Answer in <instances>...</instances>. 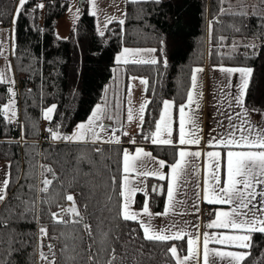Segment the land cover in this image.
<instances>
[{
	"label": "trees",
	"instance_id": "obj_1",
	"mask_svg": "<svg viewBox=\"0 0 264 264\" xmlns=\"http://www.w3.org/2000/svg\"><path fill=\"white\" fill-rule=\"evenodd\" d=\"M37 4L38 0H29L20 18L13 24L17 0H0V30H10L12 34L8 60L15 80L18 119L17 123H7L0 117V162L5 163L8 173H11L9 199L12 200L16 195L19 185H26L22 190L23 198L36 201L39 212V223L31 215L26 220L9 222V229H14L12 234L15 236L11 246L8 243L9 229H0V261L37 264L38 229L46 227L48 238H44L42 247L49 249V244L53 246L55 256L49 253L55 264H69V255L77 257L73 264H87L85 257L90 244L93 251L102 248L110 251L111 247H115L117 260L113 264H120L119 257L125 252L129 257L126 264H134L133 256L142 264H165L167 250L173 242L160 244L146 241L138 224L131 221L125 223L116 218L118 196L111 190L110 178L116 176L117 180L120 179L121 154L125 145L52 143L49 138L43 140L41 127L44 122L50 127L60 125L61 133L71 134L78 124L86 122L95 106L100 104L103 89L111 79L115 55L124 47L155 48L161 61L155 65H124L126 77H141L147 81L145 97L149 103L145 109V123L141 131L134 135L136 144L150 143L144 137L153 132L165 100L174 104L173 140H176L178 106L187 100L194 69L204 68L205 65L252 68L245 104L249 110L264 112V39L256 38L264 31V21L256 16L218 15L221 7L231 6L234 11L243 9L247 12L255 8V11L260 12L264 11V4L260 0H227L223 5L220 0H160L159 3L154 0L137 3L127 1L123 25L111 22L101 36L96 31L94 17L82 12L66 39H57L55 29L68 8V2L46 0L43 9L36 8ZM210 21H220L213 23L211 35ZM234 27L240 28V31H235ZM220 37L225 38L223 44L219 43ZM253 41L257 44L256 48L244 47ZM234 43L236 48L233 51ZM0 51H3L1 44ZM165 59L166 66L162 63ZM7 87L8 84L0 85V107L8 99ZM52 104L57 107L49 123L43 119L42 111ZM21 135L24 140L17 143ZM93 147H102L110 159H99L96 153L90 151ZM128 147L134 148L133 145ZM148 150L154 157L173 162V147L149 144ZM81 152L88 158L99 160L94 168H90L88 163L79 165L82 172L94 173L87 177L76 176L74 171L77 167L76 157ZM34 164L49 165L56 172L57 179L53 181L48 194L29 191L27 187L29 184L43 186L40 183V169L33 168ZM25 173H30L31 178L24 179ZM74 176L76 180H73ZM48 178L51 179V175ZM86 180L90 182L87 186ZM93 184L97 187L94 196L89 197V187ZM157 184L164 187L166 192V181L148 178L149 191L151 186ZM56 193L60 197L65 193L75 196L76 206L84 215V222L92 225L93 237L84 233L80 226L53 224L49 205L43 200L49 196L56 197ZM110 194L112 201L107 200ZM60 197H56L57 203L65 208L67 201ZM143 200V195L138 194V208L142 207ZM164 203L165 195L151 193V211L162 212ZM85 204L88 205L87 209L84 208ZM108 207L112 209L111 212L107 210ZM51 211L57 212L60 208L52 206ZM64 219L75 217L65 215ZM74 227L80 228L83 239L75 242L76 252L62 253L65 243L71 245L73 241H65L61 233H68ZM131 229L137 230L134 233L136 239L128 243ZM102 231L109 232V241L106 243H101ZM117 236L120 237L119 242ZM10 247L18 249L11 256L8 255ZM250 251L251 256L244 264H264V235L254 234ZM97 258L101 264H105L111 257L105 251L100 252Z\"/></svg>",
	"mask_w": 264,
	"mask_h": 264
},
{
	"label": "snow or ice",
	"instance_id": "obj_2",
	"mask_svg": "<svg viewBox=\"0 0 264 264\" xmlns=\"http://www.w3.org/2000/svg\"><path fill=\"white\" fill-rule=\"evenodd\" d=\"M132 3H137L139 0H131ZM159 3L160 0H154ZM227 0H220L221 5L226 3ZM261 4H264V0H260ZM29 0H17V7L13 14V24L20 18V15ZM91 5L90 15L97 16L98 6L97 0H89ZM43 3L36 5V8L43 9ZM35 11V9H33ZM81 9L77 8L74 14L76 19H79V13ZM71 12V8H69ZM218 15L224 16H241L249 17L256 16L264 21V11L257 12L255 8L252 12L234 11L232 7H221ZM115 17H110L107 23H111ZM214 22H209V34L212 32V25ZM121 25L124 24V20H119ZM107 24H105V27ZM264 29V25H262ZM234 30L239 32L240 28L234 27ZM14 31V30H13ZM103 35V31L100 32ZM257 39H264V31L256 37ZM225 38L220 37L219 43L223 44ZM163 45V41H161ZM233 51L236 48V44H233ZM247 48H256L257 44L253 41L247 45ZM142 51H146L150 54L157 52V49H145V50H131L125 48L121 56L116 58L117 63L123 60L124 64H158L160 60L156 58L151 59H137ZM163 54V48L160 49ZM0 56H3V52L0 51ZM6 59V58H5ZM162 63L166 66L167 60H163ZM226 77L230 78L232 75L239 73L241 84L239 88V94L233 99H228V108L232 109L233 106L240 108L242 111L228 112L225 119L228 121L227 128L224 133L218 134L217 137H211L207 142V147L220 150H212L203 153L201 150L190 151L189 146H196L199 149L202 137L198 135L201 131L197 124V117L195 112L191 109V105L194 103L199 108V104L194 97V92L197 88V73L202 72V68H196L191 76V89L187 93V102L178 106L179 113V128L178 137L173 140V118L170 110L174 107L173 102L163 101V110L159 114L158 120L154 123L155 130L150 133L149 136H145V140H150L152 145L156 146H170L175 149L173 153V162L168 163L165 160L154 157L151 152L145 151L143 147H136L134 153L129 149H122V168L120 169L121 176L117 180L116 176H112L111 190L117 193L118 199L116 202V218L123 222H134L139 225V228L143 231V239L150 242L167 244L170 241H181L186 239L187 254L180 255L177 245L173 244L168 248V253L175 259V264H244V262L251 256L250 249L253 247L254 234L264 235V188L257 190L258 186H264V124H253L251 122V113L255 112L264 119V112H260L257 109L249 110L245 104V98L249 87V81L252 76L253 69L249 67H225L219 66L218 69ZM11 72V65H8V71L0 70V85L9 84L6 92L8 99L3 107H0V117L8 123H17V111H16V92L14 91L15 80L9 73ZM132 79H136L133 77ZM142 84H147L146 80H141ZM226 88H231L232 84L229 82L224 85ZM131 91L129 90V96ZM202 95V93L200 94ZM227 98V97H226ZM148 101L142 103L139 109L134 113L131 106V100H128V107L126 113V120L131 124L134 119L137 121L138 128H142L145 123V109L148 105ZM56 105L52 104L42 111L43 119L52 122L53 114L56 111ZM117 111L113 114L102 107L97 105L95 110L86 122H82L76 126V130L71 134H63L59 131L60 125L45 129L49 134V139L52 143H75V144H114L120 145L122 143L121 137L116 135L119 128L111 127L110 124H105L104 121H112L119 124V104H117ZM189 109V113H186L185 109ZM222 115L224 113H221ZM234 120H239V124L234 123ZM223 123L222 121L220 122ZM186 125L188 131L186 132ZM111 132L105 138V134ZM122 136H129L128 131L121 132ZM24 137L21 135L20 141L23 142ZM129 143L135 145V138H130ZM35 147V146H33ZM91 152L97 154V157L102 160L110 159L102 147H93ZM39 155V153H37ZM207 157V171L203 179V186L199 181L200 167L195 164L194 161H199L201 156ZM46 158V157H45ZM77 167L74 169L76 176L87 177L92 173L82 172L79 169V165L82 163H88L90 168H94L98 163V159L88 158L84 152H81L76 157ZM154 165L149 167V164ZM11 168V164L8 165ZM33 168H39V176L42 177L40 183L42 187L35 185H27L29 191H37L38 193L48 194L53 181L57 179L55 170L46 164H34ZM108 168L107 165H104ZM167 167L168 173L163 170ZM224 169L225 179L222 183L221 169ZM110 170V169H109ZM51 175V179L48 176ZM76 176L73 180H76ZM152 177L158 181L167 180L166 192L161 185L151 186V190H148V185L145 183L147 178ZM31 174L25 173L24 179H30ZM193 178H196L194 185L195 199L192 202V214L198 215L200 212V203L204 202L208 205L221 206L210 208V212L213 214V218L210 222L206 223L204 227L207 229H215V232H199L200 225H193L196 232H189L186 228L178 227V222L169 223L164 228L156 229L153 220L156 217H167L169 215H185L187 214V199H181L178 197H187V185ZM11 173H6V178L0 181V229H9V222L13 220H26L29 215L31 218L39 223V212L37 209L36 201L25 200L22 195V190L26 185H19L16 191V195L12 200L9 199V190L11 184ZM19 183V180H17ZM78 183V181H77ZM89 181H85L86 186ZM143 185V187H141ZM97 185L93 184L89 187V197L94 196ZM137 192H141L145 200L140 209L134 210L133 205L136 203L135 197ZM151 193H157L166 196V204L162 212L154 213L150 208ZM56 197H60L59 193H56ZM56 197L49 196L43 200V203L49 205V215L53 224H62L65 227L68 225L80 226L83 232L90 238L93 237V228L89 223L84 222V215L78 210L76 206V198L73 194L65 193L60 197L71 204V207L64 209L57 203ZM259 197V200L257 199ZM39 199V197L37 198ZM112 195L107 196L108 201H112ZM13 200L15 202H13ZM55 206L60 208V211L52 212L51 207ZM222 206H228L225 210ZM88 205L85 204L84 208L87 209ZM107 207V205H106ZM109 212L112 211L110 207L107 208ZM70 215L75 219L65 220L64 216ZM102 222V221H101ZM187 223V222H185ZM80 228H73L68 233H61V237L65 240H71L73 243L69 245L65 243L61 249L62 253L76 252V241L82 240L83 236L80 234ZM111 231V230H109ZM136 229H131L129 232L128 243L135 241ZM14 229H9L8 243L11 244L15 240V236L12 234ZM40 237L48 238V229L46 227H40ZM101 243L109 241V232L100 233ZM117 242L120 241V237H116ZM95 243V240H93ZM214 245V246H213ZM123 246V245H122ZM143 246L141 245V248ZM49 251L55 256L53 246L48 245ZM240 249V251H232L229 249ZM18 249L9 248L8 255L11 256L13 251ZM108 252L111 257L105 264H113L117 260L116 248L111 247L109 249L102 248L99 251H93L90 244L87 249V256L85 257L87 264H101L97 258L100 252ZM167 254V253H166ZM40 259L47 262V264H55L54 260H49L48 256L42 251L39 253ZM143 255V252H140ZM128 253L119 257L120 264H126L128 260ZM69 264H73L77 257L75 255L68 256ZM132 260L134 264H142V262L133 256ZM0 264H9L7 260L0 261ZM259 264V262H258Z\"/></svg>",
	"mask_w": 264,
	"mask_h": 264
},
{
	"label": "rangeland",
	"instance_id": "obj_3",
	"mask_svg": "<svg viewBox=\"0 0 264 264\" xmlns=\"http://www.w3.org/2000/svg\"><path fill=\"white\" fill-rule=\"evenodd\" d=\"M45 1L46 0H38V4L43 3V5H44ZM66 1L68 2V8H67L66 12L64 13V15L58 20L57 25H56V29H55V35H56L57 39H66L69 37L70 31L74 28L75 24L78 21V19H76L74 16L77 8L81 9L79 16L82 12H85L86 14L90 15L91 5L89 3V0H66ZM127 1H131V0H97L98 12H97V16L94 17V22H95V28H96V31L98 34H100L101 31H103V33H104L107 26L110 24V23H107V21L110 17H115V19L112 20V22H119V20H121V19L124 20V5ZM139 1H147V0H139ZM69 8H71V12H69ZM105 24H107L106 27H105ZM11 40H12V34H11L10 30H0V44H1L2 49H3V51H2L3 56H0L1 57L0 70H4L6 72L8 71V65L10 64L8 59H9V53L11 50ZM125 48H127V47L122 48L115 55L111 79L107 83V85L104 87L103 92H102L101 101H100V104H98V105H101L102 107H106V109L108 111H110L111 113L114 114L117 111L116 106H117V104H119V113H120L119 121H120V123L116 124V123H114L112 121H108V120H105L104 123L110 124L111 127L120 129V131H118L116 133V135L121 137V141H122L121 145H125V148L129 149L130 152L134 153V150L136 147H143L145 149V151L150 152L148 150V147H146V146H141V144L133 145V144L129 143L130 138H134V135L139 133L141 131V128H138L137 121L135 119L131 124H129L126 120L128 100L129 99L131 100V106H132L134 113H135L139 109L140 105L142 103H144L145 101H147V99L145 97L146 84L141 83V80H144V79L141 77H135L136 79H132L133 78L132 76L126 77L124 74V70H123L124 65H126V64L123 63V60H121V62L117 63L116 58L118 56H121V54L123 53V50ZM128 49L145 50V49H151V48H128ZM136 58L137 59L156 58V59L160 60L157 53L150 54L146 51H142L140 56H138ZM9 75H11L12 78L14 79L12 69H11V72L9 73ZM10 86H12V85H9V87ZM129 90L131 91L130 96H129ZM201 93H202V85H201L200 80L197 78V88L194 92V97L196 98V100L199 104V108H197L196 104L194 103L193 105H191V109L195 112V115L198 118L197 124H198L200 129H201V95H200ZM162 110H163V106H162ZM16 111H17V107H16ZM185 111H186V113H189L188 108H186ZM170 112L172 114L173 128H174L173 108L170 110ZM178 115H179V113H178ZM177 121H179V118ZM44 123H47V122H44ZM188 127L189 126L186 125V132L188 131ZM154 130H155V128H154ZM123 131H128L129 136H122L121 132H123ZM108 135H111L110 131L105 134V138H107ZM198 135L199 136L201 135V131L198 133ZM149 144H151V142ZM129 145H133L134 148L128 147ZM121 162H122V154H121ZM194 163L198 164L200 167V161H194ZM153 166L154 165H152L151 163L149 164V167H153ZM121 168H122V163H121ZM163 171L165 173H168L169 169L165 168ZM6 173H8L7 165L5 163L1 162L0 163V181H3V179L6 178ZM200 173H201V171H200ZM149 178H152V177H149ZM165 181H166V186H167L168 181L167 180H165ZM199 181H200V177H199ZM145 183L148 185V178L145 181ZM195 183H196V178H193L191 180V182L187 185V197H183V196L178 197L181 199H184V198L187 199V201H188L187 205L184 206L185 208H187V214L182 215V216L181 215H169L166 218L165 217H156L153 220V224H154L156 229L164 228L165 226H167L169 223H172V222H178V225H177L178 227L186 228L189 232H196L197 229H195L193 227V225L199 224L200 225L199 232L200 233L202 232L203 227L201 224L200 212L198 215L192 214L193 209H192L191 205H192L193 200L195 199V194H194ZM141 187H143V185H141ZM138 194H142V193L137 192V195ZM137 195H136V197H137ZM136 197H135V201H136ZM143 197H144V195H143ZM144 200H145V197H144ZM144 200H143V202H144ZM165 204H166V196H165L164 207H165ZM68 207H71V204L69 202H67V205L64 209H67ZM133 208H134V210H137V209H140L141 207L138 208L136 206V203H135L133 205ZM201 211H202V209H201ZM185 222H187V223H185ZM39 229H40V227H39ZM39 229H38V249H37L38 250V252H37L38 253V263L37 264H47L46 261L40 259V255H39V253L42 251L43 253H45L48 256V259L51 260L49 249H44L42 247V243H43L44 238L42 239L40 237ZM205 231H207V230H205ZM186 239L187 238H185V240H181L183 242L171 241V242H173V244L177 245L178 252L180 253V255H186L187 254ZM229 250L240 251V249H235V250L229 249ZM167 255H168L167 256L168 258H167V261L165 262V264H175V259L171 257V255H170V253H168V251H167Z\"/></svg>",
	"mask_w": 264,
	"mask_h": 264
},
{
	"label": "crops",
	"instance_id": "obj_4",
	"mask_svg": "<svg viewBox=\"0 0 264 264\" xmlns=\"http://www.w3.org/2000/svg\"><path fill=\"white\" fill-rule=\"evenodd\" d=\"M202 69H203L202 72L196 74L197 78L200 80L202 85V95H201V129L202 130L200 135L202 139L199 145V149H197L196 146H189L188 150L190 151L201 150L203 153H206L212 150H220V149H213L207 147V142L211 137H217L218 134L225 132L228 125V121L225 119V116L228 114V112H232L233 115H235V112L242 111L240 108H236L235 106H233L232 109L228 108V99H233L234 102V97L239 94L241 79L239 73L232 75L230 78L226 77L220 71L214 70V69H218L217 66L205 65V67ZM229 79L231 81L232 87L226 88L224 87V85H226L229 82ZM221 113L224 114L222 115ZM250 119L253 124H257V125L264 124V119H262L258 115V113L255 112L251 113ZM221 121L223 122L222 124L220 123ZM233 122L239 124V120H234ZM177 128H179V124ZM177 137H178V132H177ZM141 146L148 147L149 144H142ZM199 161H200V171H201L200 183L201 186H203V179L207 171V157L205 155H202ZM224 179H225V174H224V169L222 167L221 169L222 183ZM261 188H264V186H258L257 190L259 191L261 190ZM257 199L259 200V197ZM214 207H221V206L208 205L204 202H201L200 214H201V209L206 208L209 211L210 208H214ZM222 207L225 210H227L228 206H222ZM209 214H210V218L208 222H210V220L213 218V214L210 211ZM201 224L203 227L201 233H203L205 230H207L210 233L216 231L215 229H207L206 227H204L206 223L201 222ZM233 250L235 249L233 248ZM37 263H38V257H37Z\"/></svg>",
	"mask_w": 264,
	"mask_h": 264
},
{
	"label": "built area",
	"instance_id": "obj_5",
	"mask_svg": "<svg viewBox=\"0 0 264 264\" xmlns=\"http://www.w3.org/2000/svg\"><path fill=\"white\" fill-rule=\"evenodd\" d=\"M47 128H50L49 124L48 123H43V125L41 127L43 140H47L49 138L48 132L45 131V129H47ZM209 218H210L209 211L206 208H203L202 211H201V222L202 223H207L209 221Z\"/></svg>",
	"mask_w": 264,
	"mask_h": 264
}]
</instances>
